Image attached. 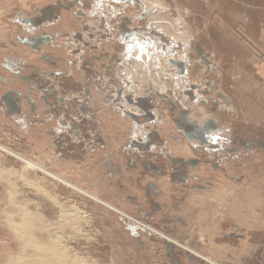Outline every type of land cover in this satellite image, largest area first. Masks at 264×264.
<instances>
[{"label":"rangeland","instance_id":"374dc122","mask_svg":"<svg viewBox=\"0 0 264 264\" xmlns=\"http://www.w3.org/2000/svg\"><path fill=\"white\" fill-rule=\"evenodd\" d=\"M16 11L37 14L25 23L34 22V38L19 35L23 42L42 38L35 51L49 44V54H39L50 69L67 59L69 46L83 81L81 92L67 95L62 73L37 72L28 94L8 92L0 101V166L17 171L9 178L20 191L9 203L8 182L0 179V264L20 263L23 251L47 254V264H234L245 232L257 239V257L264 253V0H0V29L26 35ZM64 14L77 31L60 29ZM102 42L112 44L111 57ZM90 87L122 115L100 175L91 174L89 158L70 170L57 159L63 142H106L94 134ZM11 96L19 109L6 104ZM160 100L176 104L158 107ZM41 105L43 123L53 124L46 151L15 126L40 125ZM118 137L126 142L120 147ZM22 198L25 205L16 204ZM18 207L43 216L22 229ZM254 216L256 224L239 222ZM28 231L45 247L29 248Z\"/></svg>","mask_w":264,"mask_h":264},{"label":"crops","instance_id":"0c3cea01","mask_svg":"<svg viewBox=\"0 0 264 264\" xmlns=\"http://www.w3.org/2000/svg\"><path fill=\"white\" fill-rule=\"evenodd\" d=\"M49 14L50 12L47 13V15ZM50 15L47 16V18H50ZM70 16H72V14H64L61 16L59 15L58 25L60 29L64 30L65 32L67 31V29L69 32L77 31L75 27H72V24H74L75 22H72V20L69 18ZM13 17L16 18V21L14 22H18L21 25V27L24 28V31H21V32L22 33L25 32L28 34L25 35V34L18 33L19 31H17L15 27L10 28V26L5 27V28L1 27L0 29L1 38H3V40H0V43H1L0 44V101L2 100L4 95L8 92H12V93L20 92L21 94H28L29 93L28 83H30L31 80L32 81L34 80L33 74L37 72H41L42 75L49 76L50 70H52L53 72L62 73V75L57 76L58 82L63 84V87L60 88L62 89V92H65L67 95H70L71 93L78 94L79 92H81V88H79V85L81 83L79 84L78 82L83 81V75H82V72L79 70L80 68L79 65L71 64V62L75 59H72L71 57H69L70 47L68 46V48L64 50L65 53H67V56H68L67 59H64V58L61 59V61L58 62V64H56L53 68L50 69V67L47 66L46 62L42 60V58L44 59L43 54H39V52H44L45 55L49 54L48 53L50 52L49 44L41 43L40 46L37 47L39 48L37 49L38 51H35V48H36L35 43H38L43 40H36V41L32 40L26 43V42H23L22 38L19 37L20 35L21 37H27V39L34 38V36H31L32 35L31 33L34 32L33 31L34 22L33 21L29 22L31 24V27H28V25H25V23L28 24V20L37 17V14L35 13L21 14L16 11L14 12ZM61 26L64 28L67 27V29L66 28L63 29ZM68 27H71V28H68ZM104 44L107 50L110 52L109 54L111 57V55L114 54L112 44L110 45L107 42H105ZM103 47L104 45L101 48ZM57 53L59 54V51ZM110 57H108V59ZM6 61L10 62L11 64H14L13 66L10 65L13 69L10 68V66L5 64ZM102 61H106V60L102 59ZM100 65L101 63L99 64L97 63L98 73H100V75L105 74L107 77L108 72L104 71V68H101ZM14 68H16L17 70H14ZM38 70H41V71H38ZM110 72L112 73V75L114 74V70H110ZM98 90L99 89H94L93 87H90L91 98H92L90 99V101L93 104L94 114H95V119H96L95 121L91 123H95L93 129H95L96 131H94V134L96 135L99 130V134H100L99 136L102 139H105L106 142L104 146L101 145L100 147H96L95 142H94L95 147L92 144L93 143L92 141H100L97 138H95L94 140L91 138H89V140L84 138L83 139L84 141L82 140L83 142L82 141L80 143L75 142L73 145L70 142L61 143L60 149L62 147L63 148L61 152L60 150L58 151L57 159L59 160V164L63 165L62 168L64 170H70V169H75V168L83 169V165H80L79 161L86 160V158H89L91 159V162L89 163L91 166L90 168L91 174L95 173L97 175H100L101 173L99 171H101V169L103 168L102 166H104L105 168L104 161L107 162L108 160H111L108 154L112 152L111 145H113L110 138L113 137L114 133L116 134L118 133L117 130L120 127L118 125L119 117L122 115L119 113V110L117 109L115 105L107 104V102L106 103L101 102V99L99 98L100 95L96 94V91ZM62 92L60 91L57 92V95L58 96L61 95ZM38 95L39 93L34 92L30 96L32 97V99H35L37 97L39 99ZM159 96L160 98H164L165 95L161 94ZM12 98L13 96L8 98V100L7 98H5L6 104L9 106V108L15 107L16 110L19 109L18 106L15 104V102L12 100ZM157 104H158V107L163 108L165 104L167 107H172V105L176 103L171 102V100H166V101L160 100L157 102ZM183 104H184V100H183ZM24 106L25 105H22V107ZM26 108H27V105H26ZM43 108H44L43 105H41L40 108L37 109V111H41L42 113V117L39 120L41 122L40 125L34 126V125L26 124L24 128L21 125L23 121L19 122L17 120L15 123V126H17L19 130H25L27 137L29 136L32 139L31 140L32 144L38 147L36 148L37 150L46 151L52 145L51 138L49 137L47 133L48 132L47 129L50 126H47V125H53V124L49 122L47 124L43 123L45 122L44 121L45 114H43V111H44ZM79 109H81V107H79ZM200 109L203 113L205 112V108L203 106ZM158 111H160V109H158ZM21 112H22L21 113L22 116H26L27 113L24 114L23 109L21 110ZM9 118L10 120H12V117H9ZM75 127L76 126H73V128ZM71 131L75 133L77 132L74 130H71ZM116 140H117L116 141L117 147L118 146L120 147L126 143L124 142L123 139L119 137ZM112 141H113V138H112ZM71 153H73L74 155H70ZM64 172H65L63 173L64 177H66L68 175V171L67 172L64 171ZM92 190L97 194L98 197L106 201L109 200L105 197H101L99 193L102 191L98 187V185H95L94 189ZM239 222L243 224H250V225L256 224L257 217L254 216L251 219L245 220L244 222L241 220ZM251 234L252 232L240 233L241 238L239 239L237 247L234 248V256H233L234 264H255L257 263V261L255 262V259L257 258L258 260L261 259L259 260L258 263L264 264V253H260L261 255L257 257L258 249H259L257 245V239L253 238ZM228 252L229 250L225 252V257H228ZM219 259H221V257Z\"/></svg>","mask_w":264,"mask_h":264},{"label":"bare ground","instance_id":"6f19581e","mask_svg":"<svg viewBox=\"0 0 264 264\" xmlns=\"http://www.w3.org/2000/svg\"><path fill=\"white\" fill-rule=\"evenodd\" d=\"M27 168H29V169H31L32 170V167L31 166H28ZM7 169H9V170H7ZM5 168V167H3V166H0V179H3V180H7V182H8V185H9V189H8V193H9V195H8V201H9V203H12L13 202V200L15 199V198H17V197H14V192H16V190L18 191V192H20L19 190H18V188L17 189H14V186L15 185H17L16 183H17V181H16V179H15V184H14V181L11 179V178H9V176L11 175V174H13V173H15V172H17V171H15V170H11V168ZM22 171V170H21ZM11 173V174H10ZM33 174V173H32ZM20 174H18V175H16L17 177L19 176ZM25 175H26V173H25ZM25 175H24V177H25ZM28 175V174H27ZM30 175V174H29ZM14 176V175H13ZM30 176H32V175H30ZM30 176H28V178H30ZM35 177V176H34ZM37 177V176H36ZM28 178H25V180H28ZM41 178H43V177H41ZM9 179L10 180H12L13 181V183H11V181H9ZM19 179V178H18ZM36 180H37V178H35ZM35 179H33V182H35L36 180ZM32 180V179H31ZM35 180V181H34ZM41 180V179H40ZM44 180V179H43ZM39 181V180H38ZM45 181V180H44ZM21 182V181H20ZM25 182V181H24ZM28 182V181H27ZM27 182H25V184L27 183ZM32 182V181H31ZM43 183V182H42ZM41 183V184H42ZM23 184V183H22ZM36 184H38V185H41V184H39L38 182L36 183ZM47 184V183H46ZM46 184H44V185H46ZM32 185V184H31ZM23 186V185H22ZM35 186V185H34ZM41 186H43V184L41 185ZM48 186V185H47ZM8 187V186H7ZM17 187V186H16ZM39 187V186H38ZM31 189V188H30ZM37 189V188H36ZM35 189V190H36ZM41 189H44V187L43 188H41ZM21 190V189H20ZM24 190H27V188L26 189H24ZM39 190V189H38ZM49 190V189H48ZM23 191V190H22ZM29 191V190H28ZM32 191H34V190H32ZM32 191H30L31 193H32ZM47 190H46V188L44 189V190H41V192H46ZM27 192V191H26ZM25 192V193H26ZM50 192V191H49ZM47 193H48V191H47ZM52 191H51V195H52ZM39 194V193H38ZM45 194V193H44ZM49 194V193H48ZM55 194V193H54ZM57 194V193H56ZM16 195H18L17 194V192H16ZM42 195V194H41ZM40 196V195H39ZM48 196V195H47ZM46 196V197H47ZM50 196V195H49ZM22 197V196H21ZM43 197V196H42ZM45 197V198H46ZM52 197V196H51ZM54 197H56V196H54ZM57 198V197H56ZM27 199V198H26ZM17 199H15V201H16ZM29 200V199H28ZM58 200V199H57ZM14 201V202H15ZM27 201V200H26ZM59 201V203H60V199L58 200ZM65 201V200H64ZM22 202H25L24 201V199L22 198V200H21V202L19 201V199H18V201H17V203L16 204H20L21 203V205H25V204H23ZM27 202H29V201H27ZM27 202H26V207H27ZM32 201H30L29 203H31ZM34 203V202H33ZM63 203L64 202H62V205H63ZM39 204V203H38ZM38 204L37 203H35L34 205H36L37 207H39L38 206ZM13 205V204H12ZM61 205V206H62ZM10 206V205H9ZM19 206V205H18ZM29 206V205H28ZM41 206V205H40ZM60 206V207H61ZM64 206L65 205H63V208H64ZM67 206V205H66ZM66 206H65V208H66ZM16 207V206H15ZM15 207L13 208V209H15ZM20 207V206H19ZM18 207V208H19ZM34 207V206H33ZM69 207V206H68ZM31 208V207H30ZM29 208V209H30ZM35 208V207H34ZM70 208H71V212H72V207L70 206ZM21 211H19V217L21 218H23V223L25 222V224H24V226L22 225V229H23V227H26L27 226V222L28 221H30V220H32V219H34V218H36V217H38V216H40V215H42L43 213H42V211H41V213H40V215L38 214L39 212H37V213H34V212H32V210L30 211V210H27V208L25 209V210H22V208H19ZM36 209V208H35ZM67 210H68V208H66ZM16 210V209H15ZM36 210H38V209H36ZM35 210V211H36ZM61 210V209H60ZM74 210V209H73ZM7 211V210H6ZM10 211V210H9ZM8 211V212H9ZM16 211H18V210H16ZM14 212V211H13ZM12 212V213H13ZM63 212H64V210H63ZM65 212H66V210H65ZM16 213V212H15ZM14 214V213H13ZM73 214H74V212H73ZM5 215H6V213H5ZM12 215V214H11ZM16 215V214H15ZM14 215V216H15ZM21 215V216H20ZM60 215H62V214H60ZM64 215V214H63ZM67 215H68V213H67ZM75 215V214H74ZM79 215V214H78ZM17 216V215H16ZM43 216V215H42ZM40 217L41 219L40 220H42L43 221V217ZM9 217V216H8ZM68 217V216H67ZM75 217H76V215H75ZM14 218V217H13ZM62 218V217H61ZM64 218H65V216H64ZM70 218H74V216L72 217H70ZM11 219V218H10ZM10 219H8V220H10ZM45 219V218H44ZM76 219V218H75ZM14 220V219H13ZM36 220H38V218L36 219ZM35 220V221H36ZM74 220V219H73ZM79 219H77V221H78ZM21 221H22V219H21ZM61 221H62V219H61ZM64 221H65V219H64ZM67 221V220H66ZM65 221V222H66ZM69 221H70V219L68 220V222L67 223H69ZM72 221V220H71ZM14 223H15V225H17L16 223H19V222H15V220L13 221ZM32 222V224L34 223V220L33 221H31ZM37 222V221H36ZM38 222H39V220H38ZM56 222V221H55ZM63 222V221H62ZM73 222V221H72ZM11 223V222H10ZM30 223V222H29ZM41 223V222H40ZM74 223V222H73ZM79 223V222H78ZM12 224V223H11ZM10 224V225H11ZM31 224V223H30ZM31 224V225H32ZM42 224V223H41ZM63 224H66V223H63ZM75 224V223H74ZM35 225V224H34ZM44 225H45V223H44ZM55 225H57V224H55ZM68 225V224H67ZM19 226H21V225H19ZM47 226V225H46ZM71 226V225H70ZM40 227H41V225H40ZM62 227V226H61ZM63 227H64V225H63ZM21 228V227H20ZM27 228V227H26ZM34 228H35V226H34ZM46 228V227H45ZM73 228V227H72ZM18 229V228H17ZM28 229V228H27ZM32 229V228H31ZM36 229H38V227L36 226ZM41 229V228H40ZM12 230V229H11ZM14 230V229H13ZM24 230H26V229H24ZM17 231V230H16ZM27 231V230H26ZM46 231V230H45ZM30 231H28L26 234H28ZM47 232V231H46ZM30 235H31V233H29ZM18 235V234H17ZM21 235H22V233H21ZM29 235V236H30ZM16 236V235H15ZM32 236L34 237V235L32 234L31 236H30V238H32ZM36 236V235H35ZM42 236V235H41ZM17 237V236H16ZM22 237V236H21ZM43 237V236H42ZM54 237V236H53ZM64 237V236H63ZM17 238H19V237H17ZM35 238H32L30 241L28 240V242L26 241L23 245L25 246V245H27L26 243H28L29 245V248H31V246L32 247H34V248H39L38 249V251H40V249L42 248V247H45V246H42V245H45V242H44V244H41V241H38V239H37V241H36V239L34 240ZM56 239V238H55ZM40 240H42V239H40ZM58 241V240H57ZM65 241V240H64ZM42 242V243H43ZM60 242V241H59ZM58 244V243H57ZM60 244H62L61 242H60ZM22 245V244H21ZM31 245V246H30ZM52 245V244H51ZM59 245V244H58ZM63 246H64V244H63ZM66 246V245H65ZM23 247V246H22ZM59 248L58 249H60V246H58ZM54 248V247H53ZM67 248V247H66ZM45 249V248H44ZM50 249V248H49ZM57 249V248H56ZM57 249V250H58ZM64 249V248H63ZM25 250V249H24ZM47 250V249H46ZM46 250H44L45 252H46ZM51 250V249H50ZM61 250H62V246H61ZM54 250H52V252H53ZM62 251H65V253H66V249H64V250H62ZM24 253H22V254H20V255H18L19 257L18 258H16V260L17 261H19L20 263H16V264H47V262L45 261V259H43V258H45L46 256H47V254H46V256H45V254L43 253V252H34V253H29L28 252V254H27V252L25 253V251H23ZM58 252H60V251H58ZM55 254H57V252H54ZM26 254V255H25ZM62 253H59V255H60V258H63V257H65V258H67V254H65V256L63 255H61ZM75 255L76 254H74V257H75ZM30 257V259H28L29 257ZM45 256V257H44ZM62 256V257H61ZM73 256V255H72ZM78 256V255H77ZM26 257H28V258H26ZM50 257V256H49ZM54 257V256H53ZM69 257V256H68ZM71 257V256H70ZM13 258V257H12ZM57 259L59 258V256L58 257H56ZM56 258H55V260H56ZM79 258V257H78ZM67 259H69V258H67ZM67 259H66V262H64V263H67V264H70V261H69V263H68V261H67ZM74 259V258H73ZM72 259V260H73ZM45 262H44V261ZM46 260H47V258H46ZM65 260V259H64ZM77 260V259H76ZM48 261V263H49V260H47ZM52 261V260H51ZM50 261V262H51ZM77 261H80V260H77ZM76 261V262H77ZM81 261H82V259H81ZM54 262H56V261H54ZM62 263L61 264H63V261H61ZM83 262V261H82ZM60 262H57V264H59ZM73 263H74V261H73ZM84 264H87V262H85V260H84V262H83ZM50 264V263H49ZM52 264V263H51ZM72 264V263H71ZM75 264H77V263H75ZM89 264V263H88Z\"/></svg>","mask_w":264,"mask_h":264},{"label":"water","instance_id":"95a60500","mask_svg":"<svg viewBox=\"0 0 264 264\" xmlns=\"http://www.w3.org/2000/svg\"><path fill=\"white\" fill-rule=\"evenodd\" d=\"M43 40L42 38H37V39H34L33 41H36V40ZM27 40L25 39V42H26ZM28 42V41H27Z\"/></svg>","mask_w":264,"mask_h":264}]
</instances>
